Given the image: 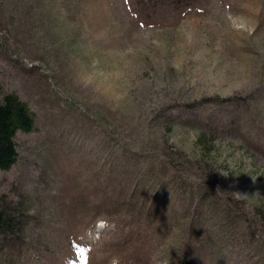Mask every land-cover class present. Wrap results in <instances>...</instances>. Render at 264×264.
I'll use <instances>...</instances> for the list:
<instances>
[{"label":"rangeland","instance_id":"obj_1","mask_svg":"<svg viewBox=\"0 0 264 264\" xmlns=\"http://www.w3.org/2000/svg\"><path fill=\"white\" fill-rule=\"evenodd\" d=\"M174 2L0 0V264H264V0Z\"/></svg>","mask_w":264,"mask_h":264},{"label":"trees","instance_id":"obj_2","mask_svg":"<svg viewBox=\"0 0 264 264\" xmlns=\"http://www.w3.org/2000/svg\"><path fill=\"white\" fill-rule=\"evenodd\" d=\"M132 3L145 20L154 6L152 0H132ZM182 0H175L174 6L179 7ZM34 117L29 104L15 92L2 94L0 98V169H8L17 158L16 142L17 131L30 132L34 129ZM0 208V231H12L15 221L11 214ZM185 248H188L185 245ZM183 252H190L183 249Z\"/></svg>","mask_w":264,"mask_h":264},{"label":"clouds","instance_id":"obj_3","mask_svg":"<svg viewBox=\"0 0 264 264\" xmlns=\"http://www.w3.org/2000/svg\"><path fill=\"white\" fill-rule=\"evenodd\" d=\"M95 226L99 230L112 225H110V221L108 220V218L100 217L97 219ZM152 260H153V264H170L169 258L160 253L153 254ZM110 264H121L120 257L113 256L111 258Z\"/></svg>","mask_w":264,"mask_h":264},{"label":"bare ground","instance_id":"obj_4","mask_svg":"<svg viewBox=\"0 0 264 264\" xmlns=\"http://www.w3.org/2000/svg\"><path fill=\"white\" fill-rule=\"evenodd\" d=\"M203 185V184H202Z\"/></svg>","mask_w":264,"mask_h":264}]
</instances>
